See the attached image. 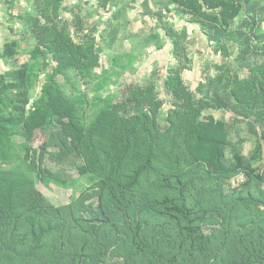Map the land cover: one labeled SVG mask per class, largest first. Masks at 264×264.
<instances>
[{"label":"trees","instance_id":"trees-1","mask_svg":"<svg viewBox=\"0 0 264 264\" xmlns=\"http://www.w3.org/2000/svg\"><path fill=\"white\" fill-rule=\"evenodd\" d=\"M249 1L180 0L220 28L217 39L233 49L224 52L220 80L231 101L223 109L264 124V54L253 50L243 28H231V18ZM61 5L39 0L21 18L30 26L29 60L0 70V258L27 251L43 263L51 249L65 264H98L123 244L130 264H264V172L257 178L244 170V179L227 188L234 172L223 160L224 127L206 112L222 107L198 87L188 88L177 67L162 78L174 96L170 104L153 85L123 82L140 56L133 49L115 52L103 66L94 40ZM128 21L120 39L128 38ZM172 42L182 57L178 37ZM19 44L12 39L0 47V68L16 61ZM246 54L254 63L247 64ZM41 72L49 84L29 107ZM56 124L67 146L52 151L25 142L17 148V136L30 141L35 129ZM262 139L264 146V130ZM46 159L55 166L70 159L76 179L86 183L66 204L36 186L35 174L44 177V171L71 185L67 170L51 169ZM94 198L106 212L121 210L124 221L95 216L88 203Z\"/></svg>","mask_w":264,"mask_h":264},{"label":"rangeland","instance_id":"rangeland-1","mask_svg":"<svg viewBox=\"0 0 264 264\" xmlns=\"http://www.w3.org/2000/svg\"><path fill=\"white\" fill-rule=\"evenodd\" d=\"M38 1L0 0V47L12 39L20 41L16 61L12 59L7 65L1 62V71L11 72L16 63L29 60L28 50L33 42L31 38L26 39L25 36L28 34L26 27L30 26L29 23L22 22L21 18L26 16ZM184 2L193 3L195 0ZM243 4L239 13L231 18V28H243L251 37L253 50L264 54V0H250ZM61 6L63 15L70 20L76 18L83 27V33L94 40L95 48L101 54L103 66L110 64L115 52L133 49L140 56L138 62L124 75L123 82L153 85L160 100L170 104L174 96L164 87L162 78L167 75L169 69L177 67L179 70L176 74L188 88L195 90L198 87L202 96L209 94L222 107L208 108L206 112L214 121L220 120L224 127L226 144L223 160L234 172L226 184L227 188L236 186L244 179V170L250 171L257 178L262 176L264 124L255 121L253 117L238 116L236 119L233 114L223 109V106L231 101L223 81L220 80L227 62L224 52L232 54L233 49L222 39H217L218 36H223L220 28L204 19L198 10L185 7L180 0H62ZM124 6L127 7L124 9ZM127 17L129 35L128 38L120 39L122 21ZM118 37L120 41L115 44ZM173 37H178L183 46V49L178 51L182 57L174 50ZM113 43V48L107 47ZM160 43L163 47L156 48ZM185 52L187 54L184 56ZM245 59L247 64L254 63V58L250 54H246ZM54 65L55 63L51 61L48 70ZM48 84L47 75L41 72L31 91L29 107L33 106L35 100L44 93ZM112 88L122 93L124 87ZM161 127H166V124L161 122ZM34 131L30 141L18 136L14 138L20 151V144L25 142L36 149L41 145H47L52 151L68 145L67 138L57 124L43 131L39 129ZM69 161L70 159H67L59 166L53 165L54 161L48 159L45 163L53 170L60 166L67 170L70 174L67 179L71 180L68 187L63 186L60 180L48 172H43L44 177L35 174L36 186L59 204L68 203L86 187L85 181L76 179V169L67 165ZM88 203L97 210L94 215L99 219L108 217L115 222L124 221L121 210L106 212L99 207L96 198L89 200ZM111 249L106 253L105 259L98 264H130L123 257L125 251L123 244H116ZM91 252L95 250L91 249ZM26 253L28 252L25 251L21 256L8 252L0 258V264H65L57 252L51 249L44 252L43 263H39V256L28 258Z\"/></svg>","mask_w":264,"mask_h":264}]
</instances>
